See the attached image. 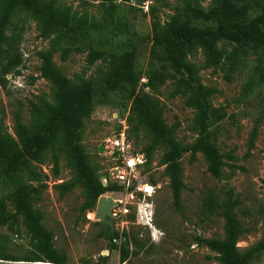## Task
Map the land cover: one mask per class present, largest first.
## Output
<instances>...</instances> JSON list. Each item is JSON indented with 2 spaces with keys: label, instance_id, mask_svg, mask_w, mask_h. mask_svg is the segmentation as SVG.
Returning a JSON list of instances; mask_svg holds the SVG:
<instances>
[{
  "label": "rangeland",
  "instance_id": "374dc122",
  "mask_svg": "<svg viewBox=\"0 0 264 264\" xmlns=\"http://www.w3.org/2000/svg\"><path fill=\"white\" fill-rule=\"evenodd\" d=\"M60 2L71 5L78 12H88L91 18L102 21L101 25L89 30L78 47H74L67 57H62L60 51L54 55V61L68 77L75 80L85 77L94 82L96 106L91 117L85 119L82 144L94 164L99 167L100 173L107 175L112 164L107 150L111 146L108 140L114 138L121 123L114 114L128 117L131 104L128 92L105 90L104 78L111 67L116 68V60L131 58L134 61L137 91L149 95L163 107L164 118L169 125L179 123L176 138L183 147L193 144L198 136L197 132L190 129L194 112L185 105L181 96L172 95L173 83L168 81L155 91L144 88L143 85L152 68H168L167 64L159 63L150 55L152 21L154 18L167 20L177 5L187 13L186 5L181 4L180 0H124L119 4L118 19L113 20L106 14L105 4L101 0ZM194 3L209 9L214 5V0H194ZM260 14H264V0H252L250 16ZM105 17L107 20H104ZM195 24L203 25L204 22L198 21ZM8 32L15 36L20 34L18 46L22 64L17 71L6 75L3 83L0 81V126L15 134L17 112L25 123H30L31 103L41 97L52 99V84L40 77L41 62L38 56L40 51L49 48L50 43L40 36L35 20L23 12L14 16ZM220 46L230 49L231 43L221 41ZM91 48L104 52L103 57L93 64L88 62ZM190 60L199 68L202 82L216 89L211 97L212 104L222 107L226 113L224 119L210 126L224 154L222 177L217 178L211 174L202 152L193 155L191 150H185L180 160L185 187L181 208H177L169 185L170 179L165 174V166L159 165L163 151L154 152L151 172L148 173L159 185L151 198L154 204V231L137 222L135 205L128 204L130 212L124 215L128 222L123 226L122 232L114 230L120 235L116 241L121 243V235L125 232L129 237L137 236L145 245L140 248L131 244V254L122 262L118 249L109 251L111 239L106 231L113 230L95 218L97 205L81 210L85 203L83 187L79 186L64 196L60 195L56 185L72 177V170L66 160L61 158V169L56 175L53 160L48 157L38 164L47 186L43 189L37 207L44 214V225L52 232L55 246L67 255L68 264H220L217 252L201 242L200 238L225 237V220L220 210L207 209L205 201L212 195L225 198L227 190H232L240 200L236 211L244 232L237 242L239 251H247L262 239L264 78H261L256 68L264 70V49L250 53L231 79H227L222 71L206 68L205 56L201 50L191 55ZM103 99L108 100L107 104L100 103ZM130 141L136 150H140L149 139L140 133L139 145H136L135 136L130 131ZM101 146H105V149L102 150ZM118 191L120 190H113ZM7 194V189L2 188L0 195L7 198ZM9 207L12 213L15 212L10 203ZM0 249L17 258L32 256L33 249L21 219L15 221L13 229L0 223ZM106 255H109L108 259L102 260L101 256ZM45 263L47 262L0 260V264ZM251 264H264V253Z\"/></svg>",
  "mask_w": 264,
  "mask_h": 264
},
{
  "label": "trees",
  "instance_id": "16d2710c",
  "mask_svg": "<svg viewBox=\"0 0 264 264\" xmlns=\"http://www.w3.org/2000/svg\"><path fill=\"white\" fill-rule=\"evenodd\" d=\"M101 1L105 4L108 17L117 20L119 3L115 0ZM180 1L186 5L189 14L177 5L167 20L154 18L152 21L150 55L159 63L167 64L168 68H152L143 85L155 91L168 81L173 83L172 95L181 96L185 105L193 109L190 129L198 134L195 142L183 147L176 138L179 123L169 125L164 118L163 107L149 95L137 91L134 83L136 67L131 58L116 60V68L111 67L104 78L106 91L128 92L127 97L131 100L127 117L128 137L130 139V131L133 132L136 145H139L140 133L149 139L140 149L147 154L148 165L153 161L154 152L163 151L159 165H165L177 208H181L185 187L180 161L185 150H191L193 155L202 152L208 161L209 171L217 178L222 177L225 166L224 154L210 126L224 119L226 113L222 107L212 104L211 97L216 89L202 82L199 68L190 56L201 50L206 68L222 71L227 79H231L250 53L264 49V14L250 16L252 0H214L209 9H204L194 0ZM19 12L35 20L40 36L49 40V48L40 51L38 56L40 77L52 84V99L41 97L31 103L30 123H25L17 112L15 134L0 126V194L2 188L8 191L7 198L0 195V223L13 229L15 221L21 219L33 249L32 256L23 258L0 249V260L68 264L67 255L55 246L52 232L44 225V214L37 207L47 186L38 164L51 157L57 175L61 169V158L66 160L72 177L56 187L62 196L79 186L83 187L85 203L81 206L82 211L94 208L101 195L119 188L116 184L103 185L99 167L82 144L85 119L91 117L96 106L94 82L85 77L77 80L68 77L54 61V55L59 51L62 57L71 54L89 30L101 25L102 21L91 18L88 12H78L60 0H0L2 83L6 75L17 71L22 64L18 46L20 34L15 36L8 32L14 16ZM198 21L204 24L196 25ZM221 41L230 42L231 48L221 47ZM103 55V51L91 48L88 62L93 64ZM256 69L264 78V70ZM107 102L103 99L100 103ZM254 135L255 131L251 145ZM9 203L15 212H11ZM239 203L232 190H227L225 198L212 195L205 201L207 209L220 210L225 220V237L200 238L201 242L217 252L220 264H251L264 253V233L262 239L247 251H239L237 242L244 232L236 211ZM106 232L111 239L109 251L118 249L122 262L129 258L131 244L140 248L145 245L137 236L129 237L125 232L121 235V243H118V231ZM108 256L101 258L106 261Z\"/></svg>",
  "mask_w": 264,
  "mask_h": 264
},
{
  "label": "built area",
  "instance_id": "2783aa9c",
  "mask_svg": "<svg viewBox=\"0 0 264 264\" xmlns=\"http://www.w3.org/2000/svg\"><path fill=\"white\" fill-rule=\"evenodd\" d=\"M122 1L115 0L119 4ZM114 115L120 120L121 126L115 132L114 138L108 140L111 146L107 150L112 164L108 168L107 175H103L101 180L104 186L110 184L119 186L118 192L112 190L104 193L110 194L116 201V205L112 207L115 230L123 231V226L128 222L124 219V215L130 212L128 204H133L137 222L149 226L154 231V204L151 198L157 192L159 185L148 175L151 169L147 154L136 150L128 137L127 116L123 117L116 113Z\"/></svg>",
  "mask_w": 264,
  "mask_h": 264
},
{
  "label": "water",
  "instance_id": "95a60500",
  "mask_svg": "<svg viewBox=\"0 0 264 264\" xmlns=\"http://www.w3.org/2000/svg\"><path fill=\"white\" fill-rule=\"evenodd\" d=\"M101 149H105V146H101ZM116 205L115 199L107 194H103L99 197L96 210L95 218L99 220L105 227L115 230L112 207ZM108 254V251L107 253Z\"/></svg>",
  "mask_w": 264,
  "mask_h": 264
},
{
  "label": "bare ground",
  "instance_id": "6f19581e",
  "mask_svg": "<svg viewBox=\"0 0 264 264\" xmlns=\"http://www.w3.org/2000/svg\"><path fill=\"white\" fill-rule=\"evenodd\" d=\"M95 216V215H94Z\"/></svg>",
  "mask_w": 264,
  "mask_h": 264
}]
</instances>
